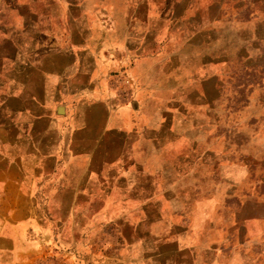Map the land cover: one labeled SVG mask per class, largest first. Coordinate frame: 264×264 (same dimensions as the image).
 I'll return each instance as SVG.
<instances>
[{"label": "crops", "instance_id": "0c3cea01", "mask_svg": "<svg viewBox=\"0 0 264 264\" xmlns=\"http://www.w3.org/2000/svg\"><path fill=\"white\" fill-rule=\"evenodd\" d=\"M175 5L0 0V264H264V157L216 133L229 44Z\"/></svg>", "mask_w": 264, "mask_h": 264}, {"label": "rangeland", "instance_id": "374dc122", "mask_svg": "<svg viewBox=\"0 0 264 264\" xmlns=\"http://www.w3.org/2000/svg\"><path fill=\"white\" fill-rule=\"evenodd\" d=\"M186 1L189 3L182 6L176 0V19L168 21V30L213 27L216 57H222L223 46L230 47L224 55L228 61L225 69L229 66L224 84L226 98L215 109L216 133L223 130L232 147L241 145L245 153L239 155L236 150L232 159L245 155L250 162L261 153L264 157V0ZM211 1L215 3V21L199 22L206 17V5ZM250 164L259 172L258 166ZM259 189L263 190L264 184Z\"/></svg>", "mask_w": 264, "mask_h": 264}]
</instances>
